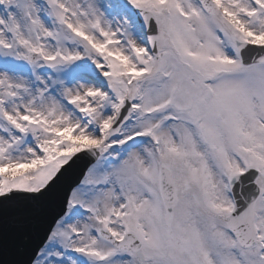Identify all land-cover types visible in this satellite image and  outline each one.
Here are the masks:
<instances>
[{
  "label": "snow or ice",
  "instance_id": "snow-or-ice-1",
  "mask_svg": "<svg viewBox=\"0 0 264 264\" xmlns=\"http://www.w3.org/2000/svg\"><path fill=\"white\" fill-rule=\"evenodd\" d=\"M0 264H264V0H0Z\"/></svg>",
  "mask_w": 264,
  "mask_h": 264
},
{
  "label": "water",
  "instance_id": "water-1",
  "mask_svg": "<svg viewBox=\"0 0 264 264\" xmlns=\"http://www.w3.org/2000/svg\"><path fill=\"white\" fill-rule=\"evenodd\" d=\"M18 255L15 253V251L12 249V251L11 252H6L5 253V258H6V260H12V259H14V258H16Z\"/></svg>",
  "mask_w": 264,
  "mask_h": 264
}]
</instances>
